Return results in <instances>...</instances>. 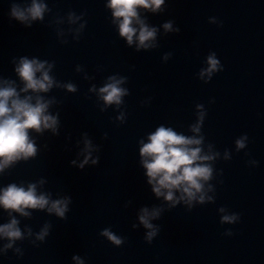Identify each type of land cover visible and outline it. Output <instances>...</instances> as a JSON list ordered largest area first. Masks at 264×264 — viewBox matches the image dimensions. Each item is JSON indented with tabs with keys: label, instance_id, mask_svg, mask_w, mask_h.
Returning <instances> with one entry per match:
<instances>
[{
	"label": "water",
	"instance_id": "1",
	"mask_svg": "<svg viewBox=\"0 0 264 264\" xmlns=\"http://www.w3.org/2000/svg\"><path fill=\"white\" fill-rule=\"evenodd\" d=\"M32 2L0 0V88L14 87L33 105L41 98L56 124L28 129L36 154L0 170V192L34 184L49 205L25 208L28 215L0 205V226L15 219L21 232L11 247L0 235V264H79L74 257L83 264H264V0L137 7L139 19L156 29L147 48L137 47L135 19L133 43L120 35L122 17H114L109 0H36L45 5L42 18L12 17L13 6ZM213 53L222 68L209 77ZM22 58L44 63L53 81L47 91H21ZM110 77L126 90L119 104L100 93ZM161 126L200 139L189 147L213 156L197 162L212 174L191 205H172L148 183L140 148ZM66 198L64 217L48 211ZM143 208L161 209L150 220L158 229L151 242L139 220ZM233 214L236 222H221Z\"/></svg>",
	"mask_w": 264,
	"mask_h": 264
},
{
	"label": "clouds",
	"instance_id": "2",
	"mask_svg": "<svg viewBox=\"0 0 264 264\" xmlns=\"http://www.w3.org/2000/svg\"><path fill=\"white\" fill-rule=\"evenodd\" d=\"M163 2L164 0H109L108 6L113 9L114 17H122L119 22V32L121 36L127 38L129 44L133 43V37L137 35V29L132 26L135 19V22L140 25L137 47L147 48L149 44L146 42L155 38L156 29L148 28L139 19L137 7L151 8L155 11ZM44 8L45 5L33 0L32 5L26 9L13 6L11 15L22 22L28 20L29 17L34 20L42 18ZM164 28L166 31L172 30L171 23H166ZM207 62L209 67L204 72L209 77L214 71L222 68L214 53L208 57ZM43 69V62L22 58L16 69L20 77L26 82L21 91L27 92L29 89L47 91L52 86L53 81L48 76L47 71H42ZM37 72H42L40 78L36 77ZM110 79L113 82L102 87L100 93L105 103L115 102L119 104L120 97L125 94L126 90L118 86L122 80H115L111 77ZM67 87L70 91L75 90L72 85ZM30 99L31 97L20 99L14 87L0 88V170L21 157L27 159L36 154V147L29 139L28 129H35L39 132L43 128H54L56 124L55 117L45 114L47 103L42 102L41 98L38 97L33 105L29 102ZM201 119H203V115H201ZM199 130L198 126L193 127V131ZM244 139L246 138L236 141L238 149L244 147ZM200 143V139L177 134L171 128L163 126L158 127L149 136V142L144 143L140 148V155L144 158L142 163L147 170L148 183L153 185L152 190L157 196H164L165 200L171 202L172 205L178 203L179 200H184L185 203L191 205V202L197 199V193H201L203 188L202 181H207L212 174V169L208 165L197 162L213 159V156L210 155H200L201 149L199 147H189ZM87 161L88 158L85 157L83 163H87ZM95 162L93 161V163ZM83 163L80 165L81 167H83ZM173 190H181L179 198L174 196ZM198 200L203 203L204 195L201 194ZM68 202L67 198L52 201L48 211L55 212L59 217H64L68 211ZM0 205H3L5 209H13L23 215H28L24 212L25 208L43 209L49 205V199L43 194L38 196L34 184H30L27 190L18 187L16 184H10L0 192ZM141 212L139 220L145 228L150 230L146 234V239L151 242L158 229L150 220L159 217L161 209L149 211V209L143 208ZM238 219L237 214L225 215L221 222L234 223ZM16 225L17 221L13 219L11 223L0 226V235L7 237L10 241L5 247H11L12 241L21 238V232ZM46 234L47 227L38 234L37 238L43 240ZM103 234L116 245L122 243L119 237L107 229L104 230ZM228 234L230 235L231 232ZM74 259H77L79 264H83L79 257H74Z\"/></svg>",
	"mask_w": 264,
	"mask_h": 264
}]
</instances>
